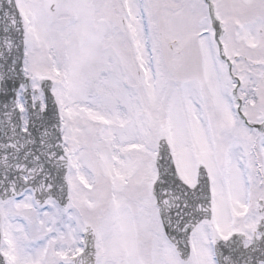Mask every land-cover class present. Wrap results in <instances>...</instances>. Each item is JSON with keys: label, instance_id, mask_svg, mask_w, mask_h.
Here are the masks:
<instances>
[{"label": "snow or ice", "instance_id": "snow-or-ice-1", "mask_svg": "<svg viewBox=\"0 0 264 264\" xmlns=\"http://www.w3.org/2000/svg\"><path fill=\"white\" fill-rule=\"evenodd\" d=\"M0 264H264V0H0Z\"/></svg>", "mask_w": 264, "mask_h": 264}]
</instances>
